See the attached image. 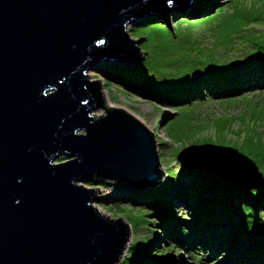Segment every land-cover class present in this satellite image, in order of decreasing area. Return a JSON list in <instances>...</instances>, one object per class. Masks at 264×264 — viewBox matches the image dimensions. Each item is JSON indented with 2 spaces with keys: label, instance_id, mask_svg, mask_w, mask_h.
<instances>
[{
  "label": "water",
  "instance_id": "1",
  "mask_svg": "<svg viewBox=\"0 0 264 264\" xmlns=\"http://www.w3.org/2000/svg\"><path fill=\"white\" fill-rule=\"evenodd\" d=\"M191 2L0 0V264H118L129 227L102 213L93 204L99 190L80 182L95 177L144 187L158 185L164 172L154 133L107 106L101 81L88 71L106 61H139L142 40L127 24ZM102 108L105 115H91ZM194 146L210 147L209 157L232 155L250 177L252 167L259 184L222 173L219 160L189 158L204 153L177 157L184 167L264 191L249 157L231 147ZM61 156L67 159L57 162Z\"/></svg>",
  "mask_w": 264,
  "mask_h": 264
},
{
  "label": "rangeland",
  "instance_id": "2",
  "mask_svg": "<svg viewBox=\"0 0 264 264\" xmlns=\"http://www.w3.org/2000/svg\"><path fill=\"white\" fill-rule=\"evenodd\" d=\"M198 1L192 0L186 10H167L166 16L157 11L153 12L147 16H156L155 20L149 22H144L146 16L141 19L142 22L136 20L132 24H127L126 28L130 36L142 40L137 47L141 51V57L146 56L145 66L153 78L159 79L164 76L169 80L182 82L196 76L202 77L206 73L204 70L206 66L215 61L239 56L240 62L243 63L256 60L259 54L264 55V44L259 40L264 37V0H212L208 11L197 12L200 9L199 7L197 9ZM168 6L177 8V5ZM181 18L183 20H180ZM256 41L260 43L256 44ZM106 62H102L94 70H89V79L101 81L107 106L125 110L154 133L161 169L164 172V177L158 185L168 179V168L172 173L173 169H176L175 164H181L177 157L192 152L204 153L208 156L211 152L210 147L194 146L202 143L238 150L254 162L264 177V86L259 85L255 78L251 79L252 87L245 86L243 92L239 91L229 96H211L202 90V95L196 99L191 98L174 104L157 100L124 86L119 80H111L109 76L101 74L100 69ZM115 62L134 64L137 61ZM246 83L248 81L242 84ZM105 114L104 108L91 113L94 116ZM79 132L83 131L79 130ZM185 146L187 149L191 148L183 153L181 151ZM225 147L223 149L227 152L231 151ZM237 158L241 161V158ZM65 159L67 157L61 156L56 161ZM248 164L244 162L247 167ZM250 171L252 176H256L252 167ZM222 173L229 172L225 170ZM255 176L252 178L256 184H259V178ZM80 183L97 188L101 200L93 204L110 218H121L129 227L126 249L123 250L118 264H123L128 249L134 241L151 235L155 241L148 255L150 264H220L225 261L226 253L218 254L219 259L216 260L210 257L214 249L209 252H206L205 248L202 252L196 250L200 247L192 239H189L185 249L177 242L179 241L177 237L170 243L167 242V235L162 231L160 220L153 214L146 217L151 224L143 222L137 229L132 227L128 218L139 213L137 206L120 196L122 194L129 196L134 191L143 193L148 190L147 188L158 185L136 187L125 181L105 182L95 177ZM242 184L249 186L251 182ZM174 201L178 202L176 215L180 217L179 219H189L185 213L189 206L188 201L184 204L183 197ZM246 210L240 207L241 212ZM250 211L253 216L241 220L238 227L241 242L246 245L253 238L264 237V215ZM186 226L189 227V224L187 223ZM171 230H176L175 225H171ZM245 248L249 247H239L238 250L243 252ZM235 256H239L238 252Z\"/></svg>",
  "mask_w": 264,
  "mask_h": 264
},
{
  "label": "trees",
  "instance_id": "3",
  "mask_svg": "<svg viewBox=\"0 0 264 264\" xmlns=\"http://www.w3.org/2000/svg\"><path fill=\"white\" fill-rule=\"evenodd\" d=\"M211 2L212 0H199L197 9L198 7L200 9L197 12L208 11ZM155 17L147 16L144 22L155 20ZM138 21L140 22L141 19ZM259 40L264 44V37ZM260 41H256V44ZM145 59L144 55L134 64L106 62L100 72L109 76L111 80L121 81L126 87L174 104L191 98L196 99L202 95V90L211 96H229L239 91L243 92L246 87H252L250 84L252 77L259 85L264 86V55L261 54L256 60L243 63L240 62L239 56L215 61L206 66L204 69L206 73L202 77L196 76L182 82L172 81L164 76L159 79L153 78L145 66ZM248 72L250 73L247 74ZM245 81L248 83L242 84ZM175 165L176 169H173L172 173L169 172V168L167 169L168 179L164 183L149 187L143 193L134 191L129 196L123 194L120 196L137 206L139 213L128 218L132 227L137 229L143 222L151 224L146 217L153 214L160 220L162 231L167 235L166 239L169 243L172 239L178 238L177 242L185 249L189 239L195 240L200 247L196 250L202 252L205 248L206 252H209L214 249L210 257L216 260L219 259L218 254L226 253L225 261L220 264H264V237L253 238L246 245L241 242L238 234L241 220L253 216L250 210L264 215V191L259 193L254 189H243L234 181L207 169L186 168L178 163ZM180 197L184 198V204L185 201L189 203L185 212L189 219L181 220L176 215L178 202L175 203L174 200ZM240 207L247 210L241 212ZM187 223L189 227L186 226ZM171 225H175L176 230H171ZM153 241H155L153 235L134 241L128 249L123 264H150L148 255ZM243 246L249 248L243 249V252L238 250ZM237 252L239 256H235Z\"/></svg>",
  "mask_w": 264,
  "mask_h": 264
},
{
  "label": "bare ground",
  "instance_id": "4",
  "mask_svg": "<svg viewBox=\"0 0 264 264\" xmlns=\"http://www.w3.org/2000/svg\"><path fill=\"white\" fill-rule=\"evenodd\" d=\"M213 157L199 156L198 155V156H192L189 158H191L194 161L206 162L207 164H214V161H215L214 159L219 160L220 164L225 167L224 169L227 172H229L230 174L236 175V177L238 176L239 178H241L242 182H244V183L245 182H254L251 180L252 177L246 175V173L244 171V167L240 166L239 163L236 161V159L233 156L218 155L217 157H214V158ZM252 185H257V184L251 183V186Z\"/></svg>",
  "mask_w": 264,
  "mask_h": 264
}]
</instances>
